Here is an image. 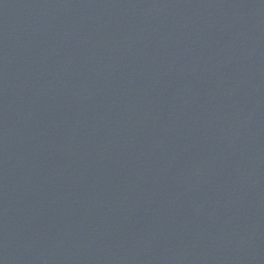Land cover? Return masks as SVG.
Instances as JSON below:
<instances>
[{"label": "water", "instance_id": "1", "mask_svg": "<svg viewBox=\"0 0 264 264\" xmlns=\"http://www.w3.org/2000/svg\"><path fill=\"white\" fill-rule=\"evenodd\" d=\"M0 264H264V0H0Z\"/></svg>", "mask_w": 264, "mask_h": 264}]
</instances>
